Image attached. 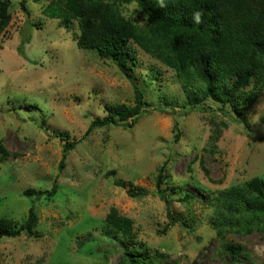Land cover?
<instances>
[{"label": "rangeland", "instance_id": "rangeland-1", "mask_svg": "<svg viewBox=\"0 0 264 264\" xmlns=\"http://www.w3.org/2000/svg\"><path fill=\"white\" fill-rule=\"evenodd\" d=\"M51 1L10 0L12 22L0 37V144L9 153L0 152V214L22 224L36 207L39 222L32 238L2 239L0 264H119L122 249L103 231L113 208L133 221L139 241L168 256L150 264H264V233L223 241L212 223L217 193L264 178V92L241 115L213 102L192 109L174 73L143 51L130 80L80 48L77 23L67 28L44 13ZM124 8L145 23L135 3ZM135 86L152 105L138 124L86 137L93 120L109 116L107 103L135 105ZM59 131L79 142L63 171ZM56 183L52 198L25 195ZM131 184L147 196L133 197ZM226 243L242 254L234 259Z\"/></svg>", "mask_w": 264, "mask_h": 264}, {"label": "trees", "instance_id": "trees-1", "mask_svg": "<svg viewBox=\"0 0 264 264\" xmlns=\"http://www.w3.org/2000/svg\"><path fill=\"white\" fill-rule=\"evenodd\" d=\"M133 3L145 16L144 24L125 14L124 7ZM10 8V0H0V37L12 22ZM44 13L67 28L77 23L78 46L95 50L101 59L114 62L130 80L139 52L143 51L152 62L174 73L192 109L213 102L222 110L231 107L241 115L264 92V0H52ZM143 97L135 86L134 106L107 103L109 116L93 120L86 137L95 129L113 125L133 129L145 108L152 107ZM188 109L183 112L187 114ZM176 129V141H179L177 124ZM55 136L65 143L60 165L63 171L67 155L79 142L71 141L68 133L59 131ZM219 137L216 135L217 140ZM0 152L4 157L9 154L2 144ZM165 173L164 168L158 173L160 191L167 177ZM117 185L125 186L124 182ZM131 191L138 199L147 196L144 188L133 184ZM58 192L56 183L49 191L28 189L25 195L40 200L52 198ZM190 198L187 195L186 200ZM212 205L213 227L221 240L225 241L229 234L264 233V178L256 177L244 185L221 190ZM170 216L173 222L180 221ZM103 221L104 234L114 235L122 249L119 264H150L151 260L168 257L139 241L133 221L121 216L117 209L113 208ZM38 223L36 207L22 224L0 214V242L4 238H19L24 233L32 238ZM225 248L234 259L242 254L239 245L226 243Z\"/></svg>", "mask_w": 264, "mask_h": 264}]
</instances>
